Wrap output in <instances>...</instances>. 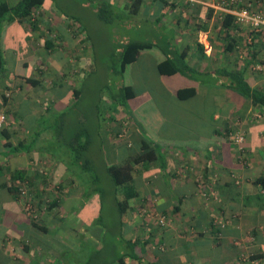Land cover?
<instances>
[{"label": "crops", "instance_id": "0c3cea01", "mask_svg": "<svg viewBox=\"0 0 264 264\" xmlns=\"http://www.w3.org/2000/svg\"><path fill=\"white\" fill-rule=\"evenodd\" d=\"M166 1L173 6L163 9L165 19L158 23L153 14L159 2L146 0L142 7L154 18L141 36L159 43L160 48L141 51L125 70H139L135 87L144 83L146 89L131 86L135 97L127 100L125 108L118 106L119 118L102 122L101 139L109 166L143 153L144 141L157 156L137 164L133 172L139 196L123 217L122 235L135 244L129 251L134 258L126 264H264V190L255 183L264 176V118L251 122L246 117L253 110L264 116V108L219 86L217 73L222 68L245 70L251 87L264 92V31L234 24L224 28L220 0ZM248 6L264 17V0H242L229 9L237 12ZM1 31L5 64L0 83L13 78L9 63L20 72L19 54L29 43L24 45L27 31L18 22ZM12 39L14 47L9 43ZM230 43L234 47L226 51ZM161 48L166 53L170 48L176 55L185 53V61L196 71L195 79L160 75L157 66L166 58ZM254 64L259 69L250 73L248 68ZM184 88H193L195 94L179 99L177 92ZM235 128L245 131L249 152L241 157L230 139ZM9 150L0 149V264H25L27 245L38 250L34 235L39 231L20 212L19 203L9 199L10 173L31 177L24 163L26 153ZM142 231L149 233L138 236ZM39 250L47 264H52L64 248L53 242ZM34 257L30 264H41L42 259Z\"/></svg>", "mask_w": 264, "mask_h": 264}, {"label": "rangeland", "instance_id": "374dc122", "mask_svg": "<svg viewBox=\"0 0 264 264\" xmlns=\"http://www.w3.org/2000/svg\"><path fill=\"white\" fill-rule=\"evenodd\" d=\"M16 1L7 0L11 4ZM130 1L111 0L118 9H123L131 4ZM185 1L196 4L202 0ZM159 9L157 6V12L153 14L156 17L163 11V9ZM141 12H145V20L141 25L143 15L138 14V26H136L133 16L128 20L129 24L115 22L113 25H108L94 19L87 12L78 11L76 15L82 22L84 30L82 31L77 23L63 19L51 4H47L43 6L42 10H36L31 18L22 23L18 22V25L27 31L28 37L22 39L24 45L29 43L19 54L20 72L18 73L16 68L9 63V76L13 78L0 83V114L5 116V122L0 128V132L3 131L9 135V137L0 135V149H4L7 143L16 145L19 141L25 140L28 133L30 134L29 131L33 130L37 117L47 114L45 110L51 104L56 110V115H59L57 112H61L65 106L70 105L71 92L68 91V87L81 90L80 100H77V104L65 112L66 119L70 123H66L64 128L60 121L64 120V117L57 118L56 115L51 117L54 122L52 127L55 126V130L49 127L48 131L55 133L52 135V139L53 136L55 137L53 144L65 141L70 137V135L64 134L62 128L72 134V127L76 125L86 128L87 123L92 122L102 126L103 119L119 118L118 112H115L116 109L110 101L114 98L113 94L117 92L116 88L132 86L138 91L146 89L144 83L140 86L137 84L135 87L139 70H128L122 76H117L114 73L119 69V61L115 55L119 39L123 40V36L127 33L135 37L136 29H139V35H142V30L151 27L149 22H152L154 16L148 15L149 11L144 8ZM163 17L162 19H165ZM32 23L37 26L34 33L31 31ZM127 29L130 30L125 31ZM46 40L53 42L51 50L45 48ZM12 42H9L10 46L14 47V39ZM21 44L19 42V45ZM6 54L9 55L7 52ZM253 66L248 68L250 73L259 69L256 68L257 64ZM53 82L63 85L61 84L60 88L56 85L53 87ZM57 92L66 93L67 96L64 99H58ZM96 102H99L98 105ZM248 116L251 122L262 121L264 118L263 114L257 110L250 111V114H246V117ZM38 123L39 120L36 121V124L41 123ZM40 127L38 126V128ZM231 132L230 139L236 154L240 157L244 156L246 152H249L246 149L245 131L235 128ZM99 136L102 137L101 134L93 136L94 144L91 153L96 152ZM239 137L242 138L241 143L237 141ZM109 145L112 147L113 141ZM250 153L252 152L250 151ZM105 155L104 150V158L107 157ZM93 156L98 157L96 154ZM25 157L24 163L27 162L28 173L31 177L27 176L25 182L15 183L17 195L15 197L10 192L9 199L19 203L20 212L29 221V224L35 223L42 229L35 227L39 231L34 235V243L38 250L33 244H28L29 252L25 255L24 263L30 264V260L34 257V251H36V256L33 259H42L41 264H47L43 254H39V249L50 247L53 242H56L60 248H64L63 255L57 252L55 256L58 264L63 262L65 264H94V258L96 264L97 262L100 264V259L108 264H116L117 258L126 249L124 245L118 243L119 216L116 212L117 209L109 201L101 206L98 195H91L89 198L81 197L89 181V175L87 177L84 175L83 178L86 179L81 182L82 180L78 178L82 173L78 168L75 167L77 178L74 174L67 172L62 164L55 163L43 151L25 154ZM244 160L248 161L247 155ZM96 166L101 171L97 162ZM99 171L98 173L104 175ZM7 183L11 188L12 183L9 178H7ZM54 199L59 201V206L52 208L50 204ZM81 214H83L82 218ZM125 230L128 234L127 227ZM148 233L142 231L138 236H145ZM135 235L134 233L133 236ZM91 257L92 259L86 262Z\"/></svg>", "mask_w": 264, "mask_h": 264}, {"label": "trees", "instance_id": "16d2710c", "mask_svg": "<svg viewBox=\"0 0 264 264\" xmlns=\"http://www.w3.org/2000/svg\"><path fill=\"white\" fill-rule=\"evenodd\" d=\"M152 0L151 2L153 3ZM159 2L157 5L160 9H165L167 6L173 4H168L166 0H156ZM131 4L125 6L123 9H118L116 5H114L111 0H17L15 3L11 4L7 2V0H0V35L1 30L4 26L8 24H12L13 22L26 21L28 18L34 15V12L42 10L44 5L51 4L53 9L56 12L60 13L63 19L71 20L74 23H77L79 27L82 29V22L80 18L76 15L78 11H84L88 14H91L92 17L104 24L113 25L115 22L118 24H129V19L131 16L135 17L136 26H138L137 16L140 14V9L144 6L145 0H131ZM141 21L145 20V14H142ZM157 23L164 16L163 12L158 14ZM141 25H143V23ZM222 26L226 29L231 28L234 23V18L232 15L225 14L221 19ZM31 31L35 32L37 26L35 23L31 24ZM151 26V25H150ZM127 29L125 31H128ZM82 31H84L82 29ZM139 29L135 30V37H132V34L127 33L124 39H119L117 50L115 52L116 58L119 61V69L114 73L117 76H122L126 70V67L132 63H134L140 52L146 49H151L153 47H159V43H155L153 40H145L144 36L139 35ZM144 31V30H143ZM143 34V32H142ZM234 43V42H233ZM230 43L226 48V51H231L234 47V44ZM170 44V43H169ZM45 48L50 49L53 48V42L46 40ZM160 48V47H159ZM162 51L163 48H161ZM171 52H165L166 58L163 62L159 63L157 66L158 73L160 75H181L187 79H195L196 71L185 61L186 55L185 53H180L176 55V50L172 48ZM175 52V53H174ZM4 59L1 47V36H0V73L4 72ZM218 73V85L227 89H230L243 97L245 100L250 102L252 106L264 108V92L259 89H255L251 87L248 80L245 77V70H228L225 68L219 69ZM31 83L32 81L29 80ZM56 83V82H55ZM59 88L62 83L55 84ZM63 85V84H62ZM68 91L71 92L69 98V104L66 106L61 112H57L54 109L52 104L46 108L47 114H42L37 117L35 120V125L32 131L28 133V139L24 141H19L16 145L7 143L6 147H8L11 154L24 152L26 154L31 153L33 151H43V153L50 156V158L57 164H62L66 171L74 174L76 177L75 167L80 171L81 176L78 178L85 181L86 178H83L84 175H89V181L86 184L81 197H90L91 195H98L100 205L104 206L109 203L116 207V212L118 213V225H119V236L118 243L125 246V252H123L116 261V264H126V258H134L132 252H129L134 248V243L125 240L122 235V228L125 222L123 221L124 215L128 213L132 209L131 201L136 199L139 196V192L137 191L134 184L133 172L135 170V166L139 163L150 162V160L157 159L155 152L148 147V144L145 141L141 144L143 153L137 155L133 160H126L121 164L108 165L106 163V159L104 158V143L99 138L98 143H96V152L91 153V149L93 147V136L101 134L103 130L102 126L95 125V123L88 122L87 127H82L81 123H78L81 126L72 127V134L66 132L63 128L66 123H70L69 120L66 119L65 112L71 108V106L77 104V100H80L79 96L81 94L80 89H73L68 87ZM109 89V88H108ZM52 90H54L52 88ZM116 94H113L110 101L112 105H114V109L117 110L118 106L126 107V102L128 99L135 97L134 90L131 86H123L121 88H116ZM195 94V90L193 88H184L177 92L179 99H188ZM58 99H64L67 95L66 93L57 92L56 93ZM97 105L99 102H96ZM68 107V108H67ZM115 110V111H116ZM64 113V114H63ZM56 115L57 118L64 117V120L61 121L62 130L64 134L70 135L67 140H62L60 142L54 143V136L52 139V135L55 133L48 131L49 127H52L54 124L53 119ZM89 119H91L89 117ZM112 121L113 118H110ZM39 125L36 124V121ZM56 121V119H55ZM105 121V119H103ZM102 121V122H103ZM43 124V125H41ZM38 126H41L38 128ZM37 127V128H36ZM36 128V129H35ZM53 128V127H52ZM68 128V127H67ZM66 128V129H67ZM101 128V129H100ZM55 130V126L53 128ZM52 133V134H51ZM0 135L5 137H9V135L5 132H0ZM41 144V145H40ZM96 154L97 158L93 155ZM96 162L99 164L101 171L98 170L96 166ZM102 172L104 175L98 173ZM9 178L11 179V188L8 187L9 191L13 193V195H17V189L15 183L17 182H25L28 178L24 172H12L10 173ZM106 178V179H104ZM255 183L260 185L264 190V176L259 177L255 180ZM52 208L59 206L58 200H53L50 204ZM37 229H42L33 224ZM92 257L86 261L89 262ZM85 262V263H86ZM58 264L57 262H55ZM54 263V264H55ZM35 264H39L36 262ZM61 264H65L64 262ZM83 264V263H81ZM94 264H96L94 258ZM97 264H99L97 262ZM100 264H108L107 262H102L100 259ZM115 264V263H114Z\"/></svg>", "mask_w": 264, "mask_h": 264}, {"label": "built area", "instance_id": "2783aa9c", "mask_svg": "<svg viewBox=\"0 0 264 264\" xmlns=\"http://www.w3.org/2000/svg\"><path fill=\"white\" fill-rule=\"evenodd\" d=\"M242 0H220L221 9L226 14H233L234 18V25L242 26L247 25L253 28L255 32H262L264 31V17L261 14L255 13L250 7H243L237 12H233L229 8H235L238 6ZM5 122V116L0 114V128L3 126ZM238 143L242 142V138L239 137L237 140Z\"/></svg>", "mask_w": 264, "mask_h": 264}]
</instances>
